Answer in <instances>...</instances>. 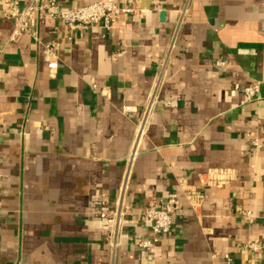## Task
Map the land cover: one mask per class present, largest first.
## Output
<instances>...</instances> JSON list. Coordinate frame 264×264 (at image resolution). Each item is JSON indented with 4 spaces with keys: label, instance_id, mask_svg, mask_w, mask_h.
<instances>
[{
    "label": "crops",
    "instance_id": "1",
    "mask_svg": "<svg viewBox=\"0 0 264 264\" xmlns=\"http://www.w3.org/2000/svg\"><path fill=\"white\" fill-rule=\"evenodd\" d=\"M115 1L138 11L72 41L41 14L38 40L10 43L14 25L0 7V264H225L226 255L264 264V253L244 248L264 242V0ZM186 8L113 251L100 213L118 207L137 125ZM254 85L259 100L248 103ZM217 171L230 177L222 186ZM170 197L181 202L171 234L140 250L151 233L145 210Z\"/></svg>",
    "mask_w": 264,
    "mask_h": 264
},
{
    "label": "built area",
    "instance_id": "2",
    "mask_svg": "<svg viewBox=\"0 0 264 264\" xmlns=\"http://www.w3.org/2000/svg\"><path fill=\"white\" fill-rule=\"evenodd\" d=\"M0 7L3 9V16L11 21L14 25L9 42H17L23 35H29L35 40H38L39 16L47 15L50 18L60 22L67 30L69 40L72 41L78 31H83L92 27H103L111 29L120 17H128L137 13V9L130 7H120L115 0H105L95 2L90 5H85L75 8H64L55 0H30L27 5H22L18 0H0ZM187 8L181 13L174 36L172 37L169 50L161 61L160 72L155 79L152 93L150 95L148 105L143 114L142 120L137 125L136 141L132 152L128 158V173L124 179L120 190L118 207L115 210L104 211L100 213V219L105 223L107 231V241L116 251L119 245V235L125 224L126 213L123 209V201L128 188V181L132 167L138 157V146L141 139L145 136L148 125L152 119L154 109L160 102V93L163 86L165 76L167 74L169 60L172 51L175 49L177 35L183 18L186 15ZM46 52L48 55V66L50 69H57L58 62L51 60L55 56L54 48L47 46ZM218 66H224L223 62H217ZM2 68L0 66V79ZM244 94L248 103L259 100V86H249L244 89ZM167 106L170 103H165ZM130 107L124 108L125 112H131ZM253 145L256 147L257 143ZM212 176H216L213 184L222 186L226 182L228 174L225 171H217ZM199 197V196H198ZM201 199V196L199 197ZM192 206H196L192 201V196L188 198ZM181 207V202L176 197H170L165 202L151 204L144 213L146 220L150 223L151 233L149 236L141 238L136 243V246L142 251H152L160 244L162 239L168 237L173 229L174 217ZM245 221L251 223L254 220L252 212H245L243 215ZM244 248L252 253H264L263 243H247ZM225 264H233V260L229 255L224 257Z\"/></svg>",
    "mask_w": 264,
    "mask_h": 264
},
{
    "label": "water",
    "instance_id": "3",
    "mask_svg": "<svg viewBox=\"0 0 264 264\" xmlns=\"http://www.w3.org/2000/svg\"><path fill=\"white\" fill-rule=\"evenodd\" d=\"M145 2H146V6H147V8L149 9V8H151V5H152V0H145ZM165 13H163L162 15H161V17L162 18H164V15Z\"/></svg>",
    "mask_w": 264,
    "mask_h": 264
}]
</instances>
